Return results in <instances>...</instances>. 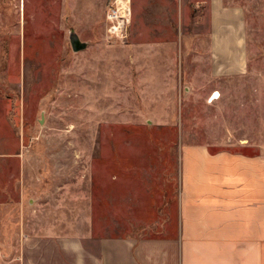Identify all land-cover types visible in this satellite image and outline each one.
I'll return each mask as SVG.
<instances>
[{"label":"rangeland","instance_id":"obj_1","mask_svg":"<svg viewBox=\"0 0 264 264\" xmlns=\"http://www.w3.org/2000/svg\"><path fill=\"white\" fill-rule=\"evenodd\" d=\"M224 3L240 75L213 67L210 0H0V264L176 230L186 152L264 156V0Z\"/></svg>","mask_w":264,"mask_h":264},{"label":"crops","instance_id":"obj_2","mask_svg":"<svg viewBox=\"0 0 264 264\" xmlns=\"http://www.w3.org/2000/svg\"><path fill=\"white\" fill-rule=\"evenodd\" d=\"M210 13L214 69L243 74L242 10L210 0ZM185 156L176 230L44 240L51 244L44 264H264V156L197 150Z\"/></svg>","mask_w":264,"mask_h":264},{"label":"water","instance_id":"obj_3","mask_svg":"<svg viewBox=\"0 0 264 264\" xmlns=\"http://www.w3.org/2000/svg\"><path fill=\"white\" fill-rule=\"evenodd\" d=\"M70 41L72 48L75 52H80L87 48V43L82 42L79 36L74 32L70 34Z\"/></svg>","mask_w":264,"mask_h":264},{"label":"built area","instance_id":"obj_4","mask_svg":"<svg viewBox=\"0 0 264 264\" xmlns=\"http://www.w3.org/2000/svg\"><path fill=\"white\" fill-rule=\"evenodd\" d=\"M116 17V16H115ZM108 19L110 21H112L113 25L111 26V28L109 29L110 33L115 36V37H120L121 35H123V31H124V22L123 23H118L116 24L115 20L113 19V16H108Z\"/></svg>","mask_w":264,"mask_h":264},{"label":"bare ground","instance_id":"obj_5","mask_svg":"<svg viewBox=\"0 0 264 264\" xmlns=\"http://www.w3.org/2000/svg\"><path fill=\"white\" fill-rule=\"evenodd\" d=\"M220 97H221L220 93H217V96H215L214 99H219Z\"/></svg>","mask_w":264,"mask_h":264}]
</instances>
